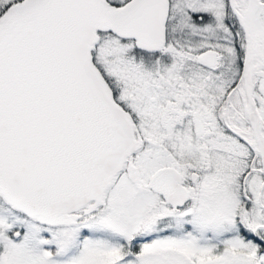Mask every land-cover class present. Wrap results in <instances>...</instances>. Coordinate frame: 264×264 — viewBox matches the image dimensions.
Here are the masks:
<instances>
[{
    "label": "snow or ice",
    "instance_id": "obj_1",
    "mask_svg": "<svg viewBox=\"0 0 264 264\" xmlns=\"http://www.w3.org/2000/svg\"><path fill=\"white\" fill-rule=\"evenodd\" d=\"M0 264H264V0H0Z\"/></svg>",
    "mask_w": 264,
    "mask_h": 264
}]
</instances>
